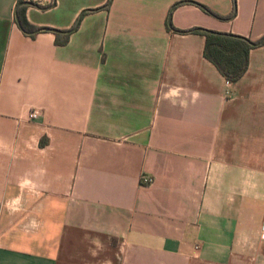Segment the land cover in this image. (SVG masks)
I'll list each match as a JSON object with an SVG mask.
<instances>
[{"label": "crops", "instance_id": "crops-1", "mask_svg": "<svg viewBox=\"0 0 264 264\" xmlns=\"http://www.w3.org/2000/svg\"><path fill=\"white\" fill-rule=\"evenodd\" d=\"M16 4L0 0V211L32 201L36 226L6 232L0 264H264V45L228 84L202 35L171 29L257 41L264 0L25 5L38 28L79 18L64 45L24 34Z\"/></svg>", "mask_w": 264, "mask_h": 264}, {"label": "trees", "instance_id": "trees-1", "mask_svg": "<svg viewBox=\"0 0 264 264\" xmlns=\"http://www.w3.org/2000/svg\"><path fill=\"white\" fill-rule=\"evenodd\" d=\"M20 1H17V4ZM181 3V2H179ZM16 4V5H17ZM200 6L204 11L208 12V9ZM24 4L20 5L16 9L18 20L20 23V30L30 36H34V30L38 27L30 25L23 16ZM94 9L84 10V13L92 11ZM79 19V18H78ZM78 19H76L74 25L68 29V32H51L54 36V43L56 45H64L67 41L68 33L74 29ZM171 28V27H170ZM177 33H196L204 37V44L202 49L203 57L208 60L218 71V73L225 79L228 83L236 82L245 72L248 62V52L249 50L264 45V37L257 41H251L246 37L214 31L210 29L192 27L185 30H178L171 28ZM28 32H31L28 34ZM38 144L41 146L44 144L43 141L39 140Z\"/></svg>", "mask_w": 264, "mask_h": 264}, {"label": "rangeland", "instance_id": "rangeland-1", "mask_svg": "<svg viewBox=\"0 0 264 264\" xmlns=\"http://www.w3.org/2000/svg\"><path fill=\"white\" fill-rule=\"evenodd\" d=\"M30 204L32 207L29 209L28 206ZM33 206L32 201L28 200L24 202H2L0 211V239H6V232L12 231V229L14 231L34 228L36 221L34 218H29V211H33ZM25 209H29V211Z\"/></svg>", "mask_w": 264, "mask_h": 264}, {"label": "built area", "instance_id": "built-area-1", "mask_svg": "<svg viewBox=\"0 0 264 264\" xmlns=\"http://www.w3.org/2000/svg\"><path fill=\"white\" fill-rule=\"evenodd\" d=\"M17 1H20V3H24V5H32L37 8H45L53 2V0H17ZM225 93L226 95H229L227 91ZM37 116H38V111L36 109L30 110L28 113V119L30 120L36 119ZM138 181L140 185H148L151 183L152 177L145 175V174H140ZM261 238L264 239V226L262 227Z\"/></svg>", "mask_w": 264, "mask_h": 264}, {"label": "water", "instance_id": "water-1", "mask_svg": "<svg viewBox=\"0 0 264 264\" xmlns=\"http://www.w3.org/2000/svg\"><path fill=\"white\" fill-rule=\"evenodd\" d=\"M24 3H18L15 8H14V21H15V24L17 25V27L20 29V23H19V20H18V16H17V13H16V9L18 6L20 5H23ZM39 31H51V32H68L69 30H64V31H60V30H56V29H53V28H48V27H42V28H37L35 29L33 32L36 33V32H39ZM31 33V32H28V34Z\"/></svg>", "mask_w": 264, "mask_h": 264}]
</instances>
